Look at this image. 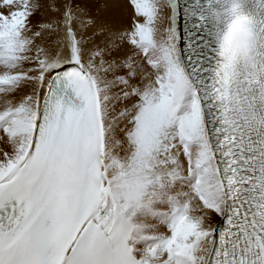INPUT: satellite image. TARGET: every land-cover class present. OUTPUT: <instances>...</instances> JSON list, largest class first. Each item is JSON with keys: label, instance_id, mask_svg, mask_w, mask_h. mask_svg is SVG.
<instances>
[{"label": "snow or ice", "instance_id": "1", "mask_svg": "<svg viewBox=\"0 0 264 264\" xmlns=\"http://www.w3.org/2000/svg\"><path fill=\"white\" fill-rule=\"evenodd\" d=\"M0 264H264V0H0Z\"/></svg>", "mask_w": 264, "mask_h": 264}]
</instances>
